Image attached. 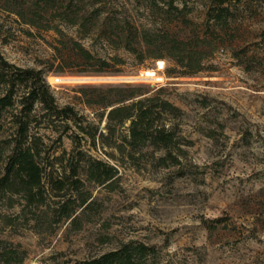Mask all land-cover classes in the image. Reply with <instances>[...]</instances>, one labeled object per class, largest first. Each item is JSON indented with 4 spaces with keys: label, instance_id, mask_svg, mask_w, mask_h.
<instances>
[{
    "label": "rangeland",
    "instance_id": "rangeland-1",
    "mask_svg": "<svg viewBox=\"0 0 264 264\" xmlns=\"http://www.w3.org/2000/svg\"><path fill=\"white\" fill-rule=\"evenodd\" d=\"M34 1L0 0V52L42 69L77 115L35 105L41 185L32 200L0 194V264H74L141 243L149 250L132 264H264L263 22L217 21L211 0H117L100 16ZM159 60L161 81L135 80ZM117 87L144 92L126 104L154 96L174 107L150 114L172 138L166 148L130 144V120L108 115L120 103L99 100ZM19 108L0 118V175ZM95 161L109 178L94 176Z\"/></svg>",
    "mask_w": 264,
    "mask_h": 264
},
{
    "label": "trees",
    "instance_id": "trees-1",
    "mask_svg": "<svg viewBox=\"0 0 264 264\" xmlns=\"http://www.w3.org/2000/svg\"><path fill=\"white\" fill-rule=\"evenodd\" d=\"M211 2L213 5L210 10L213 11V17L217 21L226 20L227 16H231L234 20L248 17L262 21L263 25L258 36L264 40V0H211ZM34 3H41L45 6L47 4L51 6L58 4L61 7L65 5L64 7L68 12L75 14L91 12L97 16L109 10L112 12L119 4L117 0H36ZM231 7L235 11H230ZM238 27L240 25H237V29ZM84 53L87 58H94L89 51L86 50ZM101 64V67L96 70H106L104 64L107 62L101 60ZM43 74L42 69L21 68L10 63L0 52V118L3 111L14 106L15 103L20 105L19 113H21L19 117L15 114L16 119L13 120L16 126L15 141L4 162L3 173L0 175V194L6 191L22 190L27 198L32 200L41 185L42 170L37 161L39 155L37 144L34 140H28V131L32 120L30 115L35 105L41 104L42 109L54 119L70 120L76 118L77 114L71 105L59 106L56 103L54 96L49 91V86L42 77ZM19 86L23 88L22 94L16 98ZM114 90L117 92L114 99L102 96L99 100L111 106L120 103L111 107L108 115L110 118L115 116L118 122L130 120L128 126L131 137L130 144L135 145L150 140L151 143L166 148L172 138L165 132L164 128H152L150 114L153 113V107L156 106L162 112H168L174 107L167 100L154 96L140 98L126 104V100L144 92L138 93L140 89L133 87H117ZM155 100H158V105H155ZM93 102L96 101L92 100L91 103ZM100 163L95 161L94 164H90L94 176L109 178L110 173L101 169ZM148 250L149 247L142 243L133 247L127 244L123 248L108 251L99 257L74 264H132L136 256H143Z\"/></svg>",
    "mask_w": 264,
    "mask_h": 264
},
{
    "label": "built area",
    "instance_id": "built-area-1",
    "mask_svg": "<svg viewBox=\"0 0 264 264\" xmlns=\"http://www.w3.org/2000/svg\"><path fill=\"white\" fill-rule=\"evenodd\" d=\"M163 62V61H162ZM156 67L157 69H151L152 75H148L146 73L147 70L140 71V74L135 80H137L140 83H158L159 81L162 80V77H158L156 73L163 68V63L162 65L159 64V61H156Z\"/></svg>",
    "mask_w": 264,
    "mask_h": 264
},
{
    "label": "bare ground",
    "instance_id": "bare-ground-1",
    "mask_svg": "<svg viewBox=\"0 0 264 264\" xmlns=\"http://www.w3.org/2000/svg\"><path fill=\"white\" fill-rule=\"evenodd\" d=\"M162 63H163V62L159 60V64L162 65ZM146 73H147L148 75H152L151 70H147ZM54 79H55V80H59V78H54Z\"/></svg>",
    "mask_w": 264,
    "mask_h": 264
}]
</instances>
